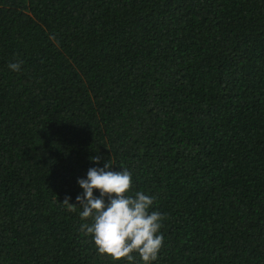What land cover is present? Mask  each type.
<instances>
[{"label": "trees", "instance_id": "obj_1", "mask_svg": "<svg viewBox=\"0 0 264 264\" xmlns=\"http://www.w3.org/2000/svg\"><path fill=\"white\" fill-rule=\"evenodd\" d=\"M106 162L165 216L150 264H264V0H0V264H144L62 203Z\"/></svg>", "mask_w": 264, "mask_h": 264}, {"label": "clouds", "instance_id": "obj_2", "mask_svg": "<svg viewBox=\"0 0 264 264\" xmlns=\"http://www.w3.org/2000/svg\"><path fill=\"white\" fill-rule=\"evenodd\" d=\"M22 64L23 61L10 62L8 67L18 72ZM91 159L98 163L100 157ZM110 166L106 162L103 167L89 168L86 179H77L83 189L75 198L77 203H69L67 196L62 203L70 212H76L77 206L82 208L81 219L91 223L81 224V231L91 235L99 254L114 261L126 259L132 262L136 253L144 264H150L157 259L164 242L160 229L165 216L150 211L153 196L140 191L129 194L132 188L129 170L111 171L108 170ZM94 189L98 190L99 196L93 194Z\"/></svg>", "mask_w": 264, "mask_h": 264}]
</instances>
